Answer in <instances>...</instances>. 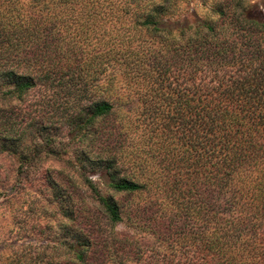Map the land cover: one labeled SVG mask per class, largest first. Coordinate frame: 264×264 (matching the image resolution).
I'll return each mask as SVG.
<instances>
[{"label": "trees", "instance_id": "trees-1", "mask_svg": "<svg viewBox=\"0 0 264 264\" xmlns=\"http://www.w3.org/2000/svg\"><path fill=\"white\" fill-rule=\"evenodd\" d=\"M217 11L218 21L193 24L168 20L163 3L140 12L135 22L158 39L157 51H145L143 40L122 38L84 59L73 57L68 45L40 40L31 55L23 46L16 53L18 65L32 62L40 69L21 71L12 67L18 43L0 27V92L19 98L38 86L65 91L57 129L62 127L68 138L111 116L126 97L116 75L100 68L102 62L122 67L125 82L151 69L177 98L169 112L174 129L165 133L173 149L183 147L185 154L170 155L173 171L163 165L156 179L154 172L139 179L135 159L121 156L124 145L114 125L94 130L93 161L108 188L122 195L152 193L140 204L124 205L83 177L108 221L125 220L134 232H110L103 241L88 233L91 238L76 242L81 246L73 250L76 263H85L104 243L116 257L138 264H264V14ZM162 45L172 46L169 53L159 54ZM35 112L19 109V125L6 126L12 128L3 141L18 147L30 124L24 122L41 114ZM146 235L152 237L151 247Z\"/></svg>", "mask_w": 264, "mask_h": 264}, {"label": "rangeland", "instance_id": "rangeland-1", "mask_svg": "<svg viewBox=\"0 0 264 264\" xmlns=\"http://www.w3.org/2000/svg\"><path fill=\"white\" fill-rule=\"evenodd\" d=\"M162 3L170 11L168 20L190 24L197 19L214 23L220 17L217 10L225 7L264 14V0H0V27L7 31L8 40L18 43L13 48L12 67L34 70L40 69L39 64L18 65L16 53L23 46L31 55L38 41L44 39L56 41L61 47L68 45L73 57L84 59L107 51L108 42L122 38L143 40L145 51H157L161 46L158 39L135 21L140 12ZM169 47L162 45L159 54L167 53ZM101 67L105 74L116 75L126 97L111 116L97 119L76 137L68 138L62 127L57 129L61 116L58 107L66 99L65 91L38 86L19 98L0 92V264H78L73 254L81 247L77 241L92 234L100 241L110 232L133 234L134 229L125 220L115 224L108 221L83 177L89 178L102 195L124 205L140 204L152 191L122 195L108 188L99 165L93 161L94 130L114 125L115 135L121 136L124 145L121 156L135 159L133 170L139 172V179L146 180L152 172L155 178L161 166L171 167L170 155L185 154L183 147L173 149L175 144L166 137L170 134L165 132L174 129L169 112L177 98L157 80V73L146 69L144 76L125 82L122 67L112 62H102ZM25 108L35 113L40 110L42 115L24 122L30 124L14 147L10 141H3V136L12 128L6 126L19 125L17 111ZM45 111L49 113L45 115ZM21 150L26 157L23 162ZM152 241L151 236H145L149 247ZM94 248L93 256L80 264H138L116 257L104 243Z\"/></svg>", "mask_w": 264, "mask_h": 264}]
</instances>
